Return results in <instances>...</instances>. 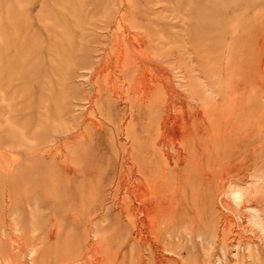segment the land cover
Masks as SVG:
<instances>
[{"label":"rangeland","instance_id":"1","mask_svg":"<svg viewBox=\"0 0 264 264\" xmlns=\"http://www.w3.org/2000/svg\"><path fill=\"white\" fill-rule=\"evenodd\" d=\"M0 264H264V0H0Z\"/></svg>","mask_w":264,"mask_h":264},{"label":"bare ground","instance_id":"2","mask_svg":"<svg viewBox=\"0 0 264 264\" xmlns=\"http://www.w3.org/2000/svg\"><path fill=\"white\" fill-rule=\"evenodd\" d=\"M179 135V134H178ZM153 224V223H152Z\"/></svg>","mask_w":264,"mask_h":264}]
</instances>
